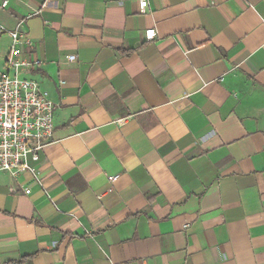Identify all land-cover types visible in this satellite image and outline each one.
I'll return each mask as SVG.
<instances>
[{
	"label": "crops",
	"instance_id": "1",
	"mask_svg": "<svg viewBox=\"0 0 264 264\" xmlns=\"http://www.w3.org/2000/svg\"><path fill=\"white\" fill-rule=\"evenodd\" d=\"M3 1L54 130L0 264H264V0Z\"/></svg>",
	"mask_w": 264,
	"mask_h": 264
},
{
	"label": "built area",
	"instance_id": "2",
	"mask_svg": "<svg viewBox=\"0 0 264 264\" xmlns=\"http://www.w3.org/2000/svg\"><path fill=\"white\" fill-rule=\"evenodd\" d=\"M6 4L7 0H4L1 6ZM146 8L147 0H140L139 10L144 12ZM8 35L11 48L4 70L0 72V173L12 178L29 174L37 181L39 154L53 139L54 105L36 80L20 74L23 69L40 64V61L26 59L19 48L21 44H31L18 29L9 31ZM144 36L146 40H151L156 32L149 29ZM67 59L73 61L75 56ZM114 179L116 177L111 178ZM23 193L28 195L30 189L24 188Z\"/></svg>",
	"mask_w": 264,
	"mask_h": 264
},
{
	"label": "trees",
	"instance_id": "3",
	"mask_svg": "<svg viewBox=\"0 0 264 264\" xmlns=\"http://www.w3.org/2000/svg\"><path fill=\"white\" fill-rule=\"evenodd\" d=\"M15 264H21V261H19V262L15 263Z\"/></svg>",
	"mask_w": 264,
	"mask_h": 264
}]
</instances>
